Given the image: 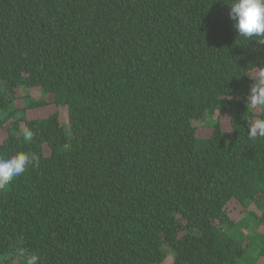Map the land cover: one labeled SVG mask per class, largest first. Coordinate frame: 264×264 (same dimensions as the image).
Instances as JSON below:
<instances>
[{
	"label": "trees",
	"instance_id": "1",
	"mask_svg": "<svg viewBox=\"0 0 264 264\" xmlns=\"http://www.w3.org/2000/svg\"><path fill=\"white\" fill-rule=\"evenodd\" d=\"M228 12L0 0V156H40L0 189V264H264V43Z\"/></svg>",
	"mask_w": 264,
	"mask_h": 264
},
{
	"label": "clouds",
	"instance_id": "2",
	"mask_svg": "<svg viewBox=\"0 0 264 264\" xmlns=\"http://www.w3.org/2000/svg\"><path fill=\"white\" fill-rule=\"evenodd\" d=\"M229 18L239 36L264 43V0H227ZM255 75H249L253 83L247 97V107L264 110V67ZM250 138L264 137V114L249 121ZM21 135L25 141L33 139L31 129H23ZM40 156L36 152L18 151L8 156H0V189L8 186L14 178L22 175L29 165L39 166ZM29 264H36L30 259Z\"/></svg>",
	"mask_w": 264,
	"mask_h": 264
},
{
	"label": "rangeland",
	"instance_id": "3",
	"mask_svg": "<svg viewBox=\"0 0 264 264\" xmlns=\"http://www.w3.org/2000/svg\"><path fill=\"white\" fill-rule=\"evenodd\" d=\"M30 95L34 98H37V99L42 98V93L40 91H37V90L30 91ZM205 120L206 119H203L200 122H197V125L203 126V124L205 123ZM232 206H233V204H232ZM172 262H173V255H172L171 251L168 250V256H167L165 263L166 264H172Z\"/></svg>",
	"mask_w": 264,
	"mask_h": 264
}]
</instances>
